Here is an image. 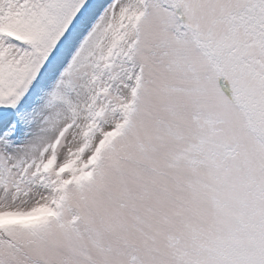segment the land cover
I'll list each match as a JSON object with an SVG mask.
<instances>
[{
    "label": "snow or ice",
    "instance_id": "6c2138e0",
    "mask_svg": "<svg viewBox=\"0 0 264 264\" xmlns=\"http://www.w3.org/2000/svg\"><path fill=\"white\" fill-rule=\"evenodd\" d=\"M0 264H264V0H0Z\"/></svg>",
    "mask_w": 264,
    "mask_h": 264
}]
</instances>
